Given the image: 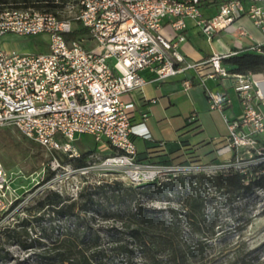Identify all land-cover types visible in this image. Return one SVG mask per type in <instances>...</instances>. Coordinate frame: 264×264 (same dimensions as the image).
<instances>
[{
	"label": "built area",
	"instance_id": "2783aa9c",
	"mask_svg": "<svg viewBox=\"0 0 264 264\" xmlns=\"http://www.w3.org/2000/svg\"><path fill=\"white\" fill-rule=\"evenodd\" d=\"M213 2L53 0L55 12L31 5L4 6L0 39L8 33L46 35L48 43L46 52L22 54L5 50L0 43V129L13 128L54 154L48 163L51 174L62 167L56 153L79 158L73 143L77 136L89 135L109 147L110 153L101 158L99 166L119 175L127 186L146 185L191 167L195 171L228 168L246 176L247 167L264 166V74L232 73L223 64L244 52L264 55V0H222L215 13L206 16L204 7ZM244 17L258 29L261 42L242 45L241 38L248 34L236 23ZM186 19L193 21L207 41L216 33L234 31L236 48L212 53L200 62L188 61L178 50L186 40ZM165 20L170 37L162 33ZM78 30L86 33L65 38ZM87 40L95 43V49L86 46ZM146 69L154 74V81L193 72L209 109L220 112L227 127L216 148L218 163L185 166L139 159L134 139L151 141L143 108L156 99H142L136 122L127 110L130 105L120 97L148 83L140 74ZM229 77L241 109L232 120L223 114L232 103L230 96L206 85L209 80ZM193 85V79L183 80L184 90ZM53 179L46 182V188L53 190ZM11 184L0 162V223L13 219L33 197L21 199Z\"/></svg>",
	"mask_w": 264,
	"mask_h": 264
},
{
	"label": "rangeland",
	"instance_id": "374dc122",
	"mask_svg": "<svg viewBox=\"0 0 264 264\" xmlns=\"http://www.w3.org/2000/svg\"><path fill=\"white\" fill-rule=\"evenodd\" d=\"M235 32L222 31L211 41L218 52H228L233 47ZM190 45L195 51L199 48L209 50L205 37L195 33L188 36ZM246 42V40L242 41ZM241 42V43H242ZM0 43L8 51L17 53H42L47 51L46 35L20 36L8 33L1 37ZM89 49H95L93 41H86ZM206 83L213 91L224 92L229 89L235 110L239 111L237 97L231 83L226 79L220 85L213 80ZM181 83L149 84L145 87L147 98H157L147 113L146 127L151 141L157 145L163 143V150L170 152V159L164 163L194 166L198 163L206 165L218 163L216 148L227 134L223 116L218 111H211L202 87H193L183 92ZM138 121L140 113L135 112ZM227 120L236 116L225 112ZM188 120L190 123H188ZM183 144H185L183 146ZM79 158H68L56 153L61 168L50 174L48 163L52 155L45 148L25 139L13 128L0 129V162L12 182V187L21 199L32 197L22 211H17L13 219L10 217L0 223V264H31L36 253L43 245L39 244L40 231L32 217L34 212L26 211L46 188V182L53 177L52 189L63 195L76 197L80 189L87 185L103 181H120L119 175L105 171L99 166L102 157L107 156L109 147L103 142H96L89 135H79L73 143ZM139 150L144 148L142 139L137 140ZM80 162L83 163L81 166ZM191 170L164 175L152 184L148 194L140 195L138 202L147 208L167 215L170 209L180 213L191 209L194 215H201L205 223L212 229L208 247L201 263L193 264H240L241 259L249 264H260L264 261V180L259 186L252 184L250 189L219 188L214 178L220 173H228L231 169L205 171ZM246 182L261 177L258 166L247 167ZM56 174V175H55ZM49 175V177H48ZM55 175V177H54ZM48 177V178H47ZM51 189V188H50ZM193 205V208L191 206ZM21 219L32 221L26 225V233L22 227L16 226ZM193 221V220H190ZM189 220L182 217L181 228L185 237H191ZM107 224V223H106ZM98 222L97 225H106ZM9 225L10 230L3 231ZM14 229V232H12ZM18 233L19 235H17ZM39 242V243H38ZM33 245L34 247H31ZM1 255H6L1 258ZM237 257V258H236ZM117 264H150L138 258L127 260L119 258Z\"/></svg>",
	"mask_w": 264,
	"mask_h": 264
},
{
	"label": "trees",
	"instance_id": "16d2710c",
	"mask_svg": "<svg viewBox=\"0 0 264 264\" xmlns=\"http://www.w3.org/2000/svg\"><path fill=\"white\" fill-rule=\"evenodd\" d=\"M220 1L214 0L212 4ZM6 5H31L50 12H55L57 6L53 0H0V10ZM85 33L78 30L65 38L69 40ZM223 64L232 73L264 74V55L252 52L234 55ZM262 180L264 171L259 179L247 184L245 175L228 172L216 175L214 184L219 188L248 190L252 184L259 186ZM151 185L125 186L116 180L103 181L82 187L75 198L44 190L26 209L38 214L32 219L39 227L41 243H38L43 245L31 264H117L119 258L126 261L138 258L150 264L201 263L212 229L191 209L180 217L172 209L165 215L139 203V196L148 194ZM182 217L193 220L188 225L191 237L183 234ZM31 222L21 219L16 226L26 233V225ZM98 222L107 224L97 225ZM4 230L9 231V225ZM249 263L241 259L240 264Z\"/></svg>",
	"mask_w": 264,
	"mask_h": 264
},
{
	"label": "crops",
	"instance_id": "0c3cea01",
	"mask_svg": "<svg viewBox=\"0 0 264 264\" xmlns=\"http://www.w3.org/2000/svg\"><path fill=\"white\" fill-rule=\"evenodd\" d=\"M217 4V3H216ZM216 4H209V5H206L203 9V13L206 15V16H211L215 13L216 11ZM236 25H239V26H242L248 35L244 36L241 38V42L246 40V42H242V45L243 46H252V45H255L257 44L258 42H261L262 41V36L260 34V32L258 31V29L251 23V21L247 18H241L237 23ZM162 33L167 36V37H170L171 36V31H170V28L168 26V21L165 20L163 21V27H162ZM191 33H195L201 37H204L199 29L197 27H195L194 23L192 20L190 19H186V29L184 31V34H185V37H186V40L185 42L181 43L178 45V50L179 52L188 60V61H191V62H200V61H203L205 59H207L212 53H226V52H218L215 50L214 46L212 45L211 41H207V43L209 44V50H204L202 48H199V51H195L192 46L190 45V41L188 40V36L191 34ZM221 33V32H219ZM219 33H216L214 36H216L217 34ZM236 48V45H235V42L233 43V47L232 49H235ZM141 76L143 79H145L146 81H148V83H146L142 89H135V90H132L128 93H125L123 95H121V101L126 104V105H130L127 107V110L131 113V115H133V119L134 121H138L137 119V115L135 114V112H139V108H140V105H141V102H142V99H146V100H150V99H157V98H150L148 99L147 98V95L145 93V87L148 86L149 84H155V87L157 88V84H165V83H181L182 87H183V80L185 78H189V79H193V83L194 85L191 87H200L199 85H197V79L194 78V74L192 71H186L185 73H182V74H178L176 76H173V77H170L168 79H165V80H161V81H154L153 78H154V74L149 71V70H143L141 73ZM226 79H228V81L230 83H232V78H225V79H219L218 81H214V83H216V85H220L221 83H223ZM211 81H207V83ZM191 88L187 89V90H184L181 89L183 92H188L189 90H191ZM230 90L229 89H226L224 88V92L227 93L229 95V92ZM204 92V91H203ZM230 96V95H229ZM237 103L239 104V101L237 100ZM151 104V103H150ZM147 105L145 106L143 109L146 110V112L148 113L149 110L151 109V105ZM155 104V103H154ZM240 104H239V111L238 113L236 114V110H235V104L232 102L230 106H227L223 109V114L225 112H229L230 114L232 115H239L240 113ZM220 113V112H219ZM221 114V113H220ZM146 122V121H145ZM146 125V124H145ZM225 136V135H224ZM223 136V137H224ZM222 137V139H223ZM141 138H135L134 141H135V145L137 143V140H139ZM143 140V139H142ZM143 143H144V148L142 150H139L137 148V153H138V157L139 159H151L153 161H156V162H160V163H164L166 162L167 160L170 159V152L168 153L167 151L163 150L162 148H160L155 142H148L146 140H143ZM185 144H183L184 146ZM185 147V146H184Z\"/></svg>",
	"mask_w": 264,
	"mask_h": 264
}]
</instances>
